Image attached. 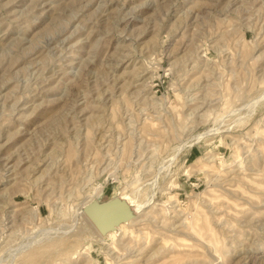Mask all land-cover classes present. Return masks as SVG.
Segmentation results:
<instances>
[{
    "label": "rangeland",
    "instance_id": "rangeland-1",
    "mask_svg": "<svg viewBox=\"0 0 264 264\" xmlns=\"http://www.w3.org/2000/svg\"><path fill=\"white\" fill-rule=\"evenodd\" d=\"M0 264H264V0H0Z\"/></svg>",
    "mask_w": 264,
    "mask_h": 264
},
{
    "label": "water",
    "instance_id": "water-1",
    "mask_svg": "<svg viewBox=\"0 0 264 264\" xmlns=\"http://www.w3.org/2000/svg\"><path fill=\"white\" fill-rule=\"evenodd\" d=\"M116 198L112 197L106 200L92 198L83 206L85 214L102 234L127 218L124 205Z\"/></svg>",
    "mask_w": 264,
    "mask_h": 264
},
{
    "label": "bare ground",
    "instance_id": "bare-ground-1",
    "mask_svg": "<svg viewBox=\"0 0 264 264\" xmlns=\"http://www.w3.org/2000/svg\"><path fill=\"white\" fill-rule=\"evenodd\" d=\"M213 159V158H212ZM81 208V207H80ZM84 211V210H83ZM83 211H81V212H83ZM85 213V212H84ZM84 215H86V214H84ZM86 218L88 219V222L90 221V223L92 224V226L96 229V232H97V227L93 224V222L88 218V216L86 215ZM90 224V225H91ZM95 231V230H94ZM99 231V230H98ZM117 232V230H116V228L114 227V228H112V229H110L109 231H107L106 233H110V236L113 238L114 236H115V234H117L116 233ZM105 234V233H104ZM103 236V235H102Z\"/></svg>",
    "mask_w": 264,
    "mask_h": 264
}]
</instances>
